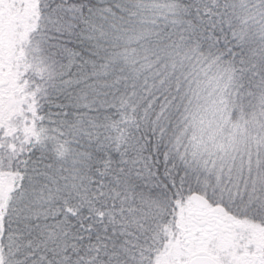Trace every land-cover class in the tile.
Listing matches in <instances>:
<instances>
[{
  "label": "snow or ice",
  "instance_id": "obj_1",
  "mask_svg": "<svg viewBox=\"0 0 264 264\" xmlns=\"http://www.w3.org/2000/svg\"><path fill=\"white\" fill-rule=\"evenodd\" d=\"M0 264H264V0H0Z\"/></svg>",
  "mask_w": 264,
  "mask_h": 264
}]
</instances>
